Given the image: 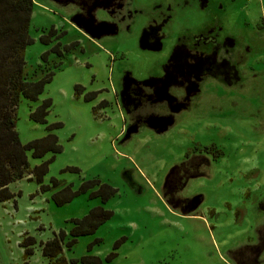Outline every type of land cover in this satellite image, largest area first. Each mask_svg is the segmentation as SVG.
<instances>
[{
  "label": "rangeland",
  "instance_id": "rangeland-1",
  "mask_svg": "<svg viewBox=\"0 0 264 264\" xmlns=\"http://www.w3.org/2000/svg\"><path fill=\"white\" fill-rule=\"evenodd\" d=\"M31 1L24 78L53 76L35 101L19 99L18 139L40 138L47 124L61 123L50 131L61 152L43 182L53 177L75 189L97 178L117 192L105 202L86 192L56 206L30 175L8 184L13 197L0 202V264H22L23 235L35 241L29 264H47L38 243L59 229L67 233L69 219L97 206L112 216L63 246L68 261L93 255L101 264H264V0ZM107 9L129 15L127 31L115 33ZM51 28L58 38L41 44ZM71 42L77 45L60 56L50 51ZM74 85L83 87L79 95ZM86 93L93 98L83 99ZM46 98V123L29 120ZM124 105L148 123L126 139ZM210 144L221 157L178 192L198 194L200 202L187 215L169 208L161 186L170 169ZM26 154L30 167L50 157Z\"/></svg>",
  "mask_w": 264,
  "mask_h": 264
},
{
  "label": "trees",
  "instance_id": "trees-1",
  "mask_svg": "<svg viewBox=\"0 0 264 264\" xmlns=\"http://www.w3.org/2000/svg\"><path fill=\"white\" fill-rule=\"evenodd\" d=\"M31 10V0H0V202L13 197V194L7 188L8 184L27 175H30L35 181L39 192H51L50 199L56 206H61L86 192L90 198L98 197L101 202H105L112 198L117 190L105 182H100L97 178L81 180L75 189L72 188L71 184L63 185L53 177L49 178L48 183L43 182L48 172L49 163L56 154L61 152V145L56 136L50 132L53 129H58L61 123L47 124L45 126L47 132L40 138L25 143H21L18 139L15 130V111L19 99L23 98L30 102L35 101L37 96L42 93L45 84L50 82L53 76L52 72H48L38 80L26 81L24 78V48L32 43V39L27 32ZM114 24L120 27V24L115 22ZM55 38H58V34L51 28L46 34L39 36L38 40L41 44L47 45ZM76 43L71 42L61 49L58 47L59 43H56L50 51L55 53L56 56H60L62 52L74 49ZM45 55L46 52L40 55L43 61ZM73 90L74 95H79L83 87L74 85ZM197 91L198 87L195 86L188 96H192ZM93 96L94 93H86L83 95V99L88 100ZM154 99L157 100V98ZM157 101L161 102L160 99ZM102 104H105V102L101 101L99 103V105ZM50 106V99H43L40 104L29 112L28 119L38 124H45V117ZM122 107L125 113L123 139L135 133L141 126L148 127V123L142 120L145 118L141 114L129 113L130 108H126L125 105ZM172 123L169 122V124ZM169 127V125H165V128H153L152 130L160 133ZM27 152L30 153V157L33 159H40L46 154H50V157L30 167ZM221 155L222 152L210 144L201 150L193 149L190 153L185 154L178 164L173 165L161 186V196L168 207L185 215L194 211L201 200V196L196 194L191 197H179L178 192L185 186L188 179L203 175L205 168ZM63 170L78 172L76 167H66ZM111 216L112 212L110 210L97 206L89 209L81 218L69 219L70 227L67 233L63 229H59L52 232L50 238L38 243L40 255L46 260L47 264H71L74 262L101 264L100 258L93 255H83L77 260L68 261L63 256L62 250L63 246H73L77 238L92 234L98 226ZM66 236L69 240L63 242ZM259 239L261 245V238ZM94 242H98V240ZM34 243V238L29 235H23L18 242V246L23 249L22 264H29L28 257L33 253L32 245ZM89 248L90 245L87 246V249ZM253 248L249 246L247 249L251 250ZM114 255L113 253L106 255L104 261L109 262ZM234 255H237L236 250L230 254L232 259H234ZM256 258L257 254L255 255ZM256 263V260H254L253 264Z\"/></svg>",
  "mask_w": 264,
  "mask_h": 264
},
{
  "label": "flooded vegetation",
  "instance_id": "flooded-vegetation-1",
  "mask_svg": "<svg viewBox=\"0 0 264 264\" xmlns=\"http://www.w3.org/2000/svg\"><path fill=\"white\" fill-rule=\"evenodd\" d=\"M120 9H115V10H105V12L107 13L108 12V14L110 15V17L112 18L110 21L111 22H115L116 24H120V27H116V29H115V32H117L118 30H120V31H127V28H128V25L130 24V22H129V15H126V13L125 14H123L122 12H121V14L120 13H118V11H119ZM111 12V13H110ZM112 13H114V14H112ZM116 13V14H115ZM116 15V16H115ZM118 16V17H117ZM78 23H80V21H78ZM115 25V24H114ZM116 26V25H115ZM90 36V35H89ZM91 36H93V35H91ZM185 72L186 71H180V72H177L176 74L177 75H180L181 73H182V75L184 74L185 75ZM158 77V76H157ZM194 77V76H193ZM162 78H164V76H162ZM192 78V77H191ZM180 81H183L181 78H178ZM196 79H198V77L197 76H195L194 78H193V83H194V80H196ZM185 81H187V80H185ZM174 82H178V81H174ZM190 90H191V87L189 88Z\"/></svg>",
  "mask_w": 264,
  "mask_h": 264
},
{
  "label": "crops",
  "instance_id": "crops-1",
  "mask_svg": "<svg viewBox=\"0 0 264 264\" xmlns=\"http://www.w3.org/2000/svg\"><path fill=\"white\" fill-rule=\"evenodd\" d=\"M85 35H87L86 33H85ZM88 37H90L89 35H87ZM91 38V37H90Z\"/></svg>",
  "mask_w": 264,
  "mask_h": 264
}]
</instances>
